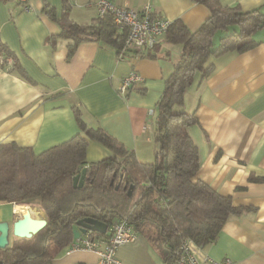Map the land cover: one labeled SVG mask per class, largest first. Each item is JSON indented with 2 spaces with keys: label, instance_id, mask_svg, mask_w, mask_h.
Instances as JSON below:
<instances>
[{
  "label": "crops",
  "instance_id": "crops-1",
  "mask_svg": "<svg viewBox=\"0 0 264 264\" xmlns=\"http://www.w3.org/2000/svg\"><path fill=\"white\" fill-rule=\"evenodd\" d=\"M95 1L29 0L30 11L25 12L14 0H0V41L14 60L13 66L0 67V144L14 143L40 154L66 142L79 133L76 108L87 127L102 129L133 151L139 162L153 161L156 106L181 48L163 37L146 57L132 60L118 57L109 46L84 42L68 58L71 41L58 37L59 24L43 13V7L53 8L56 19L65 16L88 26L97 18ZM109 1L135 11L150 4L155 15L180 21L191 32L210 17L206 6L190 0ZM217 1L222 7L264 13V0ZM254 39L260 45L249 51L210 60L213 70L205 79L195 76L179 108L197 119L188 129L200 162L194 180L230 197L234 207L246 209L225 223L214 243L202 247L213 260L235 264H264V181L248 180L264 179V34ZM131 70L143 81L117 93ZM112 155L102 144L88 141L85 162ZM15 206L0 203V222L12 225L20 219ZM19 207L45 220L41 210ZM135 232V243L117 250L121 264H163L157 228L146 222ZM14 239L10 235L9 244ZM67 250L47 264H97L94 252Z\"/></svg>",
  "mask_w": 264,
  "mask_h": 264
},
{
  "label": "trees",
  "instance_id": "trees-1",
  "mask_svg": "<svg viewBox=\"0 0 264 264\" xmlns=\"http://www.w3.org/2000/svg\"><path fill=\"white\" fill-rule=\"evenodd\" d=\"M190 1L206 6L210 17L195 32L174 21L164 36L167 44L180 46L181 52L156 106L153 140L157 148L152 162H139L133 151L102 129L87 127L76 108L73 114L79 133L66 142L40 154L14 143L0 144V203L35 206L46 221L32 238L0 249L1 264H47L74 241L76 222L84 218L108 227L124 220L135 231L146 222L152 224L165 252L163 264H175L182 240L189 239L200 247L212 244L225 223L246 210L194 180L200 162L188 129L197 125V119L194 113L179 108L195 76L202 80L213 70L210 60L260 45L254 36L264 32V13L222 7L217 0ZM43 13L59 24L58 37L71 41L68 58L84 42L109 46L118 57L135 55V50L125 49L126 31L116 26L108 13L88 26L65 16L56 19L48 4ZM12 56L0 41V67L13 66ZM88 141L102 144L113 155L87 165ZM82 169L86 170L84 184L74 188L73 179ZM248 180L264 181L255 177Z\"/></svg>",
  "mask_w": 264,
  "mask_h": 264
},
{
  "label": "built area",
  "instance_id": "built-area-1",
  "mask_svg": "<svg viewBox=\"0 0 264 264\" xmlns=\"http://www.w3.org/2000/svg\"><path fill=\"white\" fill-rule=\"evenodd\" d=\"M14 2L20 4L23 11H30L29 0H14ZM94 6L98 18H104L108 13L112 16L114 24L126 31L125 49L135 50V55L130 58L132 60L144 58L151 53L159 40L165 36L171 23L155 15L150 4H146L141 11L119 7L109 0H97ZM142 81V77L136 71L131 70L123 77L116 91L124 94ZM105 235L106 237L101 238L96 233L89 232L74 240L68 246L67 252H94L98 257L97 264H121L117 258V250L121 246L135 243L137 235L134 227L121 220L109 226ZM175 264L235 263L229 259L213 260L204 253L202 247L189 239H184L177 251Z\"/></svg>",
  "mask_w": 264,
  "mask_h": 264
},
{
  "label": "water",
  "instance_id": "water-1",
  "mask_svg": "<svg viewBox=\"0 0 264 264\" xmlns=\"http://www.w3.org/2000/svg\"><path fill=\"white\" fill-rule=\"evenodd\" d=\"M85 175L86 170L82 169L80 175L74 177V188H81L83 186ZM131 190L132 187L129 188L127 192L128 195L131 194ZM23 215V219H18L12 225L8 222H0V249H4L8 246L10 235L18 239H30L46 226L45 220L32 218L28 211H24ZM107 228L108 226L100 221L91 218H84L76 222V229L73 230V238L74 240H77L89 232L103 236L106 234Z\"/></svg>",
  "mask_w": 264,
  "mask_h": 264
},
{
  "label": "bare ground",
  "instance_id": "bare-ground-1",
  "mask_svg": "<svg viewBox=\"0 0 264 264\" xmlns=\"http://www.w3.org/2000/svg\"><path fill=\"white\" fill-rule=\"evenodd\" d=\"M15 209H16V211H18V212H20L22 214L19 217L23 219L24 218L23 212L27 211L26 207L20 208L18 205H16ZM30 215H31V213H30ZM31 217L34 218V219L39 218V217H35V216H32V215H31Z\"/></svg>",
  "mask_w": 264,
  "mask_h": 264
},
{
  "label": "rangeland",
  "instance_id": "rangeland-1",
  "mask_svg": "<svg viewBox=\"0 0 264 264\" xmlns=\"http://www.w3.org/2000/svg\"><path fill=\"white\" fill-rule=\"evenodd\" d=\"M261 34H264V32H261ZM25 206H28L33 212H37V210H38L37 207L32 206V205H25ZM44 217H45V216H44ZM97 235H99V234H97ZM19 240H22V239L15 238V239L13 240V242H16V241H19Z\"/></svg>",
  "mask_w": 264,
  "mask_h": 264
},
{
  "label": "flooded vegetation",
  "instance_id": "flooded-vegetation-1",
  "mask_svg": "<svg viewBox=\"0 0 264 264\" xmlns=\"http://www.w3.org/2000/svg\"><path fill=\"white\" fill-rule=\"evenodd\" d=\"M18 216H20V215H18Z\"/></svg>",
  "mask_w": 264,
  "mask_h": 264
}]
</instances>
